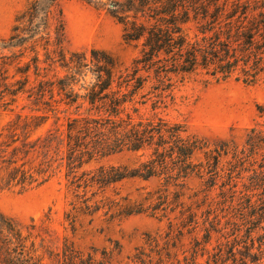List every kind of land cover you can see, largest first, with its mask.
<instances>
[{"label": "trees", "instance_id": "16d2710c", "mask_svg": "<svg viewBox=\"0 0 264 264\" xmlns=\"http://www.w3.org/2000/svg\"><path fill=\"white\" fill-rule=\"evenodd\" d=\"M61 1L26 0L2 41L0 192L62 178L63 218L72 230L81 216L103 209L163 211L168 240L185 233L194 238L191 264L220 230L218 211H226L228 221L239 215L253 245L254 227L264 230V124L256 122L238 144L200 135L169 114L185 105L184 90L194 81L264 84V0H83L108 7L123 39L134 43L137 53L123 68L104 50L69 49ZM258 111L263 116L264 107ZM120 152L135 154L138 166L87 169ZM127 176L157 178L160 188L128 208L125 197L105 194ZM192 177L200 189L185 204ZM49 219L22 225L0 212V264H113L114 249L82 250L67 236L56 245ZM160 241L148 236L125 264H166L174 245ZM218 254L212 264H219L222 250Z\"/></svg>", "mask_w": 264, "mask_h": 264}, {"label": "rangeland", "instance_id": "374dc122", "mask_svg": "<svg viewBox=\"0 0 264 264\" xmlns=\"http://www.w3.org/2000/svg\"><path fill=\"white\" fill-rule=\"evenodd\" d=\"M25 4L26 0H0V53L2 41L10 35L15 16ZM61 8L71 51L86 52L90 55L91 49L104 50L121 68L127 66L136 55L134 43L123 39L122 25L108 7L83 0H62ZM184 94L187 95L185 105L179 112L169 114V117L185 119L189 128L200 135L211 139H233L241 144L250 127L256 122L264 124V114L260 116L258 111L259 106L264 107V84L245 85L230 80L204 85L198 80L189 83ZM100 165L133 170L138 166V162L135 154L120 152L92 162L87 169H95ZM159 188L160 181L157 178L127 176L109 186L105 194L111 197H125L126 200L122 204L134 208L146 192ZM199 189L197 178L187 180L183 197L185 204H190L191 197H188ZM233 206L237 207L236 200ZM67 208L66 186L62 178H53L40 187L25 191L10 188L0 192V212L22 225L28 224L32 219L39 222L48 215L56 245H60L62 238L67 236L82 250L91 247L114 249L113 264H125L130 262L128 257L131 258L136 253V248L146 247L148 236L159 235L162 238L161 247H164L162 243L166 241L174 245L170 247V253L164 256L166 264H191V255L196 248L194 238L190 233H185L183 236L173 235V238L168 240V219L160 216L163 211L151 216L146 212L124 215L113 210L106 213L103 209L93 217L81 216L72 230L63 218ZM233 211L235 213V209ZM218 214L221 220L218 226L220 230L212 231V238L206 245L208 252L202 253L199 250L197 264H212V256H216L219 250H222L219 264H234V257L237 260H246L247 264H264V247L261 245L264 239L257 238L259 235L264 236V230L259 225L254 227L252 245L244 226L240 225L243 221L239 215L235 214L234 218L228 221L226 211H218ZM261 226L264 227V222ZM198 231V241L203 243L204 232ZM259 244L262 249L260 252L257 249ZM232 245L235 246L233 254L230 253ZM152 264L159 262L156 260Z\"/></svg>", "mask_w": 264, "mask_h": 264}]
</instances>
